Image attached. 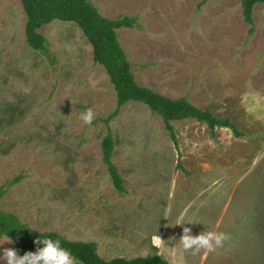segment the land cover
Here are the masks:
<instances>
[{
	"label": "rangeland",
	"instance_id": "1",
	"mask_svg": "<svg viewBox=\"0 0 264 264\" xmlns=\"http://www.w3.org/2000/svg\"><path fill=\"white\" fill-rule=\"evenodd\" d=\"M89 1L108 19L138 18L117 35L139 85L229 118L241 137L184 120L173 123L176 147L135 102L107 126L116 93L80 28L55 20L38 31L46 51H34L20 0H0V187L21 177L0 209L36 232L94 242L104 260L264 264V5L249 37L240 0ZM108 127L123 194L102 161ZM184 227L226 239L194 253L179 244ZM8 241L0 249H15Z\"/></svg>",
	"mask_w": 264,
	"mask_h": 264
},
{
	"label": "trees",
	"instance_id": "2",
	"mask_svg": "<svg viewBox=\"0 0 264 264\" xmlns=\"http://www.w3.org/2000/svg\"><path fill=\"white\" fill-rule=\"evenodd\" d=\"M208 0H201L199 8ZM25 15V41L34 51L45 52L47 41L38 31L43 26L58 20L75 24L92 47L93 62L101 66L107 73L116 93V109L104 123L115 118L121 107L129 102L145 105L153 114L161 118L164 129L177 147V139L173 127L174 122L195 120L204 123L212 138L218 128L230 130L237 138L240 132L229 118H219L209 109H201L193 105L186 97L171 99L154 90L139 85L131 72V65L118 41L117 31L134 29L138 24L137 17L120 16L108 19L102 16L89 0H20ZM264 5V0H240L241 15L249 27L248 36L255 32L253 12L256 5ZM115 140L110 128H107L102 140V161L107 167L113 185L119 194L125 192L124 181L113 163ZM21 180L17 177L0 187V201L7 191ZM0 237L13 241L15 250L22 256L26 252H35L43 244H36L37 239H59L61 246L69 250L79 264H168L159 255L122 257L104 260L97 252L94 242L71 241L57 232H36L22 223L14 214L0 209Z\"/></svg>",
	"mask_w": 264,
	"mask_h": 264
},
{
	"label": "clouds",
	"instance_id": "3",
	"mask_svg": "<svg viewBox=\"0 0 264 264\" xmlns=\"http://www.w3.org/2000/svg\"><path fill=\"white\" fill-rule=\"evenodd\" d=\"M80 118L85 124H91L94 112L92 109H87L86 112L81 114ZM225 239L223 233L214 231H204L193 236L191 229L184 227L179 244L182 245L184 250H193L195 253L202 249L212 251L214 248L221 246ZM158 241L162 243L159 236ZM7 243L11 244L13 241L9 238ZM35 243L43 244V247H38L35 252H26L22 256L15 249H0L3 252V257H0V259L6 260L7 264H77L76 258L69 250L61 246L59 239H37Z\"/></svg>",
	"mask_w": 264,
	"mask_h": 264
}]
</instances>
